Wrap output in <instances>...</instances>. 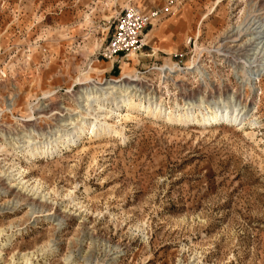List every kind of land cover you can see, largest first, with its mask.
Returning <instances> with one entry per match:
<instances>
[{"label":"rangeland","instance_id":"rangeland-1","mask_svg":"<svg viewBox=\"0 0 264 264\" xmlns=\"http://www.w3.org/2000/svg\"><path fill=\"white\" fill-rule=\"evenodd\" d=\"M215 2L0 0V243L14 234L0 264H25L23 254L28 264H264V71L249 82L264 57V0H221L202 21ZM132 6L168 12L146 30L135 62L131 52L110 59L113 22ZM158 40L179 45L167 53ZM227 48L240 78L221 61ZM176 63L180 72L164 78L161 68ZM198 64L212 78L204 73L196 87L199 77H182ZM125 75L145 77L168 107L183 104V83L203 106L250 112L258 145L227 124L183 128L138 116L125 140L86 136L31 164L13 151L27 125L40 143L62 135L69 127L59 120L83 107L80 84ZM14 167L27 169L25 188L10 182Z\"/></svg>","mask_w":264,"mask_h":264},{"label":"bare ground","instance_id":"bare-ground-1","mask_svg":"<svg viewBox=\"0 0 264 264\" xmlns=\"http://www.w3.org/2000/svg\"><path fill=\"white\" fill-rule=\"evenodd\" d=\"M221 3V0H216L214 7L210 10L208 15H205L202 18V21L207 19L210 14H213ZM258 28H263V25ZM257 36L264 37V34L257 32ZM221 49L219 51H221ZM228 49L229 48H227L225 53L222 54V61L226 64L237 65V60L240 61V59L235 58L236 60L230 61L228 55L232 52ZM234 49L235 50L233 51H235V54H237L236 52L240 53V46H235ZM126 57H131L134 62L137 60V54L134 51ZM237 57L240 58V55ZM110 59L115 60L114 57H111ZM101 66L102 64L94 65L91 68V71H98ZM204 66L205 65L202 66L200 64L190 66L187 68V72L184 73L182 78L189 79L194 76L199 77L197 78V81H200L199 84H205V80L203 79L204 73L208 77L207 81L211 80L212 74H209ZM165 68L166 66L163 69L161 68V71L163 77L167 79H170V77H166V74L171 76L172 74L180 72L178 69L179 67L176 64H171L166 70ZM238 68H240L238 65L234 68L236 70L235 75L240 78V69L238 70ZM263 71L264 57L260 60V70H257L255 74L252 75L249 82H259ZM88 75L89 74L87 73L85 78H88ZM172 77H174V75H172ZM175 78L177 77L175 76ZM147 81L148 80L143 76L130 77L125 75L121 78H116L110 81L103 79L99 82H94V84L88 83L89 85H87V83H82L80 85L83 87L78 92V97L82 100L81 104H83V107H81V111L76 112L77 117L70 122L69 120H59V122H63L60 126L66 128L69 127L64 130L62 135H59L56 139L48 141L47 143H40L31 137V134H35V126L27 125L28 127L25 129L26 133L22 135L23 142H19V144L14 143L13 145L8 144L12 146V149L17 156L23 157L24 162L31 164L32 162L43 160L56 154L60 155L62 150L69 149L70 146H75L79 142L83 143L86 136H88L87 139L89 143L112 137H119L120 139L125 140L127 138L126 124L128 122L137 121L136 118L141 116L183 128L196 125L203 129L211 125L227 124L236 130L242 131L244 136L250 138L256 146L258 145V142L254 141L253 133L249 131L256 126V120L252 118V116H249L250 112H245L243 109L236 110L234 109V106H231L230 102L223 106H219L218 104L212 106L209 103L203 106L202 94L199 93L194 101L195 92L192 93L189 92L191 90L184 89L182 84L177 85V88L182 89L185 92L184 94L186 98L183 99V104L175 101L173 102L172 107H168L165 99L162 98V95L149 90ZM162 85L163 88H167L168 86L164 80L162 81ZM235 95L232 96V98L235 99L234 101L237 103L240 102V98L238 99V96ZM114 118L119 124H116V121L111 122ZM247 127L249 128L247 129ZM57 129L60 128L57 127ZM50 134L51 133L49 132V135ZM0 147L5 149V146L1 143ZM26 172L27 169L23 167L12 168L11 173L15 174L11 175L10 182H18L15 184L16 186L21 185L25 188V185L28 184V181H24V175ZM35 182V188L39 189L41 186L40 183L37 180H35ZM13 186L14 185H11V187ZM3 233L4 230H0V238L3 236ZM13 238L14 234H11L10 236L7 235L5 240L0 243V261L3 256V249L11 245ZM47 247H50V245ZM47 247L43 250H47ZM51 252L53 253V251ZM21 258L25 261V264L31 263L30 258H32V256L29 257V254H23Z\"/></svg>","mask_w":264,"mask_h":264},{"label":"built area","instance_id":"built-area-1","mask_svg":"<svg viewBox=\"0 0 264 264\" xmlns=\"http://www.w3.org/2000/svg\"><path fill=\"white\" fill-rule=\"evenodd\" d=\"M166 12H168V8L163 11L156 9L143 11L136 6L129 7L123 11L113 22L114 29L107 41V46L104 50L105 56L108 58H120L130 52L141 51L145 47L144 36L146 30L151 26L153 21L159 19ZM191 42L192 39H189L188 44H191ZM176 65L179 66V63H176ZM181 84L186 89L185 84ZM200 85L202 84L198 83L196 87ZM176 92H179L183 96L182 100L186 98L184 90L177 88ZM239 108L237 109L239 110Z\"/></svg>","mask_w":264,"mask_h":264},{"label":"crops","instance_id":"crops-1","mask_svg":"<svg viewBox=\"0 0 264 264\" xmlns=\"http://www.w3.org/2000/svg\"><path fill=\"white\" fill-rule=\"evenodd\" d=\"M150 32V31H149ZM168 40V39H166ZM166 40H164V42L158 40L157 43H161L163 46H165L166 49H164V51L171 52L173 50V48L177 47L179 45V42H177L176 40L167 43Z\"/></svg>","mask_w":264,"mask_h":264}]
</instances>
